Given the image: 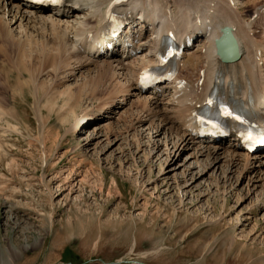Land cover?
I'll list each match as a JSON object with an SVG mask.
<instances>
[{
  "label": "rangeland",
  "instance_id": "1",
  "mask_svg": "<svg viewBox=\"0 0 264 264\" xmlns=\"http://www.w3.org/2000/svg\"><path fill=\"white\" fill-rule=\"evenodd\" d=\"M3 25L0 21L1 262L264 264V190L248 191L246 172L238 184L239 171L230 176L224 194L213 190L202 196L209 185H218L225 176L221 167L208 171L211 178L199 179L192 187L188 184L180 206L173 180L176 176L180 180L181 171L190 163L184 162L187 153L178 161L177 170L169 176L158 175L164 163L160 152L164 146L148 165L142 162V152L134 162V146L128 151L122 141L108 148L101 137L86 145L87 136L92 137L89 125L72 137L74 120L96 107L105 97V89L84 96L81 107L74 106L75 117L70 115L69 106L63 115L70 114L61 115L64 100L58 91L65 83L59 79L60 71L49 68V60L40 53L47 49L42 37L31 39L33 49L25 40L18 43L5 37L7 27ZM110 121L112 124L101 132L109 136L122 119ZM119 143L126 149V162L119 153ZM79 161L83 172L78 176ZM149 166L153 179L169 177L165 183L159 181L156 193L155 184L147 183L141 189L133 181L135 177L126 176L130 167L134 174L141 171L143 181H147ZM120 167H124L122 171ZM168 184L169 193L165 190ZM246 217L251 219L245 221Z\"/></svg>",
  "mask_w": 264,
  "mask_h": 264
},
{
  "label": "bare ground",
  "instance_id": "2",
  "mask_svg": "<svg viewBox=\"0 0 264 264\" xmlns=\"http://www.w3.org/2000/svg\"><path fill=\"white\" fill-rule=\"evenodd\" d=\"M0 21L7 27L5 37L17 42L25 40L30 48L34 49L30 46L34 38L42 37L47 49L42 48L40 53L49 60V68L60 71L59 79L65 83L64 89L58 91L64 100L61 115L69 106L67 109L74 115L70 111L68 114L75 117V107H81L84 96L105 89L106 95L96 107L77 116L78 120L73 118L76 122L71 123L72 137L77 130L81 132L89 125L88 133L92 137L87 136L86 145L101 137H105L103 143L108 148L122 141L127 149L134 146V162L142 152V162L147 164L164 146L160 151L165 156L164 163L158 168V175L169 176L177 170L178 161L187 153L184 162L190 163L181 171L180 180L177 176L173 180L180 206L184 204L183 194L189 183L192 187L199 179L211 178L207 172L220 167L225 175L223 188L222 182L213 187L209 185L202 196L212 194L213 190L227 192L226 182L238 171L237 184L241 174L246 172L248 191L252 193V189L259 187L264 190V148L245 149L237 128L239 119L235 118H241L235 112L250 108L255 112V120L264 125V110L256 108L264 94V0H119L118 3L114 0H62V4L56 6L46 0H0ZM124 22L128 26L121 37H117L115 33ZM226 27L231 29L240 54L230 63L222 61L216 45ZM110 35V42L106 41ZM1 37L4 39V33ZM105 42L109 43L105 45ZM169 51L174 54L168 55ZM174 59L178 60L173 67L176 75L169 78L165 68L169 69ZM150 70H165L159 74L155 85L141 82L143 74ZM57 98L53 97L54 102ZM127 105L129 108L124 110ZM224 107L233 115H224ZM211 112L222 119L225 132L222 138L212 137L204 127L207 114ZM112 119H122L115 133L111 136L101 133L112 124ZM107 120L110 122L105 123ZM121 143L119 153L126 162V149ZM79 163L78 176L83 172L79 170L83 164ZM150 167L147 181H143L141 171L136 170L134 174L130 167L126 176L135 177L131 179L140 184L141 189L147 183L155 184V192L159 181L165 183L169 177L153 179ZM122 169L120 167V171ZM190 169L197 171L189 172ZM69 172L71 177L73 169ZM170 187L165 189L168 193ZM250 219L246 217L245 221ZM0 264L5 263L0 261Z\"/></svg>",
  "mask_w": 264,
  "mask_h": 264
},
{
  "label": "water",
  "instance_id": "3",
  "mask_svg": "<svg viewBox=\"0 0 264 264\" xmlns=\"http://www.w3.org/2000/svg\"><path fill=\"white\" fill-rule=\"evenodd\" d=\"M216 44L219 52L221 51V48L223 46L229 45L232 51L234 52L235 60L240 57L237 41L230 28L228 27L224 28L223 35L220 39L216 40Z\"/></svg>",
  "mask_w": 264,
  "mask_h": 264
},
{
  "label": "snow or ice",
  "instance_id": "4",
  "mask_svg": "<svg viewBox=\"0 0 264 264\" xmlns=\"http://www.w3.org/2000/svg\"><path fill=\"white\" fill-rule=\"evenodd\" d=\"M114 2H117V3H118L119 0H114ZM173 54H174V53H172L171 51L168 52V55H170V56L173 55ZM149 78H150V77H149L148 73H144V75L141 77V82H146ZM208 103L211 104L212 101L209 100ZM223 113H224V115H226V116H232V115H233V112H232L228 107H224V109H223ZM235 118H236V119H240L239 116H236ZM247 139L251 141V140H253L254 138H253L251 135H249V136L247 137ZM256 142L261 143V144H264V136L260 137Z\"/></svg>",
  "mask_w": 264,
  "mask_h": 264
}]
</instances>
